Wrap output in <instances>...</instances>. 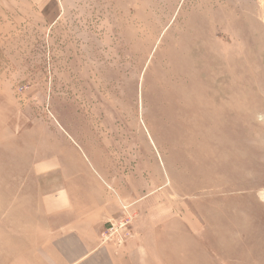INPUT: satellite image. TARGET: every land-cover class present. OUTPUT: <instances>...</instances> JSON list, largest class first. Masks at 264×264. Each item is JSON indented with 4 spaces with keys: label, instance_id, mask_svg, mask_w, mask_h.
Listing matches in <instances>:
<instances>
[{
    "label": "rangeland",
    "instance_id": "rangeland-1",
    "mask_svg": "<svg viewBox=\"0 0 264 264\" xmlns=\"http://www.w3.org/2000/svg\"><path fill=\"white\" fill-rule=\"evenodd\" d=\"M42 206L264 264V0H0V259Z\"/></svg>",
    "mask_w": 264,
    "mask_h": 264
},
{
    "label": "crops",
    "instance_id": "crops-1",
    "mask_svg": "<svg viewBox=\"0 0 264 264\" xmlns=\"http://www.w3.org/2000/svg\"><path fill=\"white\" fill-rule=\"evenodd\" d=\"M34 214V222L21 232L27 238L24 249L15 245L1 254L0 264H164L159 254L115 251L102 243L95 221L100 218L47 211ZM11 243H15L11 241ZM10 247V246H7ZM135 256V262H128ZM173 259L172 257L170 258ZM144 260V261H143Z\"/></svg>",
    "mask_w": 264,
    "mask_h": 264
}]
</instances>
